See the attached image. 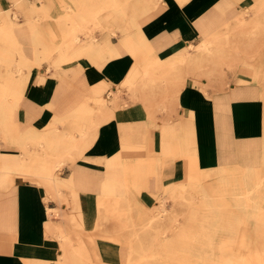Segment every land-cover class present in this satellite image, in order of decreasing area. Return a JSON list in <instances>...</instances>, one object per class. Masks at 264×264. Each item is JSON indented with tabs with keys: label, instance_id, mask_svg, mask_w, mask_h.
I'll use <instances>...</instances> for the list:
<instances>
[{
	"label": "crops",
	"instance_id": "crops-1",
	"mask_svg": "<svg viewBox=\"0 0 264 264\" xmlns=\"http://www.w3.org/2000/svg\"><path fill=\"white\" fill-rule=\"evenodd\" d=\"M19 1L0 0L1 16H11ZM23 1L19 13L27 19L14 32L29 66L15 76L24 79L16 106L0 116V264H90L69 261V239L73 246L85 243L92 264H126L128 253L133 261L144 253L132 251L133 243L140 240L147 248L160 237L150 226L160 221L157 197L163 202L172 191L178 197L197 191L182 182L193 162L205 170L262 166L264 86L210 91L186 74L203 71L222 81L225 66L235 70L242 59L254 61L249 72L263 79L264 22L256 21L264 17V0L252 1L249 18L240 16L232 25L225 21L223 28L236 0H157L145 13L141 3L143 14L137 5L136 27L129 29L140 31L130 39L140 42L139 51L122 43V15L103 9V30L91 38L79 34L78 43L69 40L71 56L62 64L58 51L43 59L35 50L45 37L60 44L57 21L67 13L54 16V24L38 21L37 26L31 19L40 16L42 4L32 8L30 0ZM43 3L52 16L58 0ZM71 7L70 18L78 11ZM107 22L117 32L113 37L105 34ZM34 30L42 43L34 41ZM89 43L97 49L85 51ZM208 43L212 50L224 47L201 61L215 64L212 70L191 63L163 72L180 56L202 55L198 47ZM10 62L14 74L20 57ZM145 73L158 80L156 85L130 86ZM188 139L193 150L186 151ZM207 185L221 192L227 188Z\"/></svg>",
	"mask_w": 264,
	"mask_h": 264
},
{
	"label": "bare ground",
	"instance_id": "bare-ground-1",
	"mask_svg": "<svg viewBox=\"0 0 264 264\" xmlns=\"http://www.w3.org/2000/svg\"><path fill=\"white\" fill-rule=\"evenodd\" d=\"M74 6L77 7V14L74 16H64L58 19L57 26L60 29V35L62 36V41L60 44L55 45L50 38L45 37V43H42L43 39L40 38L38 30L33 31V39L37 44L42 43V48H36L35 54L41 55L43 59H49V57L58 51L59 57L57 59V64H62L70 59L71 53H69V40H78L79 34L83 33L86 38H91V33L95 29L103 30L101 26V19L99 18V12L103 9L110 8L113 11L119 12L123 19L124 24L121 26L123 37L121 38L122 43L127 50H138L140 49V42H131V36H139L140 31L131 32L129 29L136 27V13L133 11L136 7L130 0H72ZM181 3L187 0H179ZM152 1H147L143 3L142 11H146L151 7ZM153 3V2H152ZM38 3H33L31 1V6L34 8ZM40 8V16L37 17V21L47 18L49 15L47 10V5L43 3ZM25 3L23 0L16 2L14 4L15 11L23 12ZM26 11V10H25ZM32 17V16H31ZM30 18V16H29ZM33 18V17H32ZM69 18L71 24L69 26ZM31 19V18H30ZM29 19V20H30ZM32 20V19H31ZM257 23L264 22V17H258ZM16 22L7 13L0 16V68L2 66L7 67L4 73L1 74L0 70V116L9 112L14 106H16L20 96H21V86L24 79L21 77H14L9 67L12 65L10 59L18 55L21 62L16 64V71L22 76L23 67L29 66V59L24 58V52L21 46H19L14 28ZM105 34L107 37L111 34H117L116 30L112 29V25L107 22L105 26ZM93 43H89L83 49L91 50L94 48ZM198 50L201 51L202 55H198L195 58L191 56H180L168 64L166 70L163 72L171 73L177 65H195V69H207L212 70V65L215 64H203L202 62L210 58L212 51L216 50L218 52H223L224 47H218L212 50L210 48V43L203 46H199ZM216 54V53H213ZM202 61V62H201ZM10 62V63H9ZM216 66V65H215ZM9 69V70H7ZM158 80L156 78L145 77L138 83H130V86L137 85L139 87H145L147 85H156ZM144 98V97H143ZM104 102V101H103ZM2 111L4 114H2ZM186 151L193 150L191 148L192 142L186 140L185 142ZM141 163H139L140 165ZM264 171V162L261 167L254 168L250 167H213L205 170L197 167L195 162L191 164L190 172L186 180V188L191 187L197 189V191L186 192V196L189 199L200 198L201 207L198 210L189 211L191 214L187 218V224L180 228V235H178V240L185 243V250L172 251L170 248L171 241L166 242V245L170 244L165 250L167 254H182L183 256L178 259V264H264V227L259 228L260 234L262 236L258 237V240L252 245L250 250L247 251H232L231 253L222 248L226 247V242L231 243L230 246H238L244 248L245 242H239L237 240L239 228L237 226L238 222L244 221V219H222L230 211L229 201H227L226 196L232 194V204L234 208L244 210L246 208H252L251 216L262 219L264 215V207L261 205V201H264V194L258 192L261 186L264 185V176L261 174ZM138 173L141 176V166H138ZM52 177V176H51ZM210 178L213 182L227 184V188L220 192V195H209L207 192L209 186L207 185L206 179ZM182 182L177 183L179 187H182ZM226 186V185H224ZM232 189V190H231ZM237 190V191H234ZM60 193V192H59ZM105 193L112 195L113 191H106ZM176 192L172 191V197L176 198ZM225 194V196H224ZM74 197L77 198V194L74 193ZM238 220V221H237ZM237 221V223H236ZM228 222V223H227ZM146 227V226H145ZM145 229V228H144ZM160 229V228H159ZM197 233L195 241L199 245L198 248L191 246L190 234ZM220 232L218 241L215 239V234ZM158 236V235H157ZM156 238V237H155ZM189 239V240H188ZM240 239V237H239ZM153 240L152 246H154ZM188 242V243H187ZM73 241L69 239V261L74 262H90L92 264V256L89 249H87L84 242L79 241L75 246L72 245ZM156 243V242H155ZM193 245V244H192ZM195 245V244H194ZM144 242L138 240L132 244V251H137L142 253L144 247ZM188 246L190 248L188 249ZM162 247V245H160ZM215 247V249H214ZM217 249V250H216ZM218 249H220L218 251ZM170 258V256H169ZM167 259L169 262L172 258ZM133 261L132 255L128 253L126 258V264H131ZM142 264H164L159 263L157 259L150 258L146 255L140 258Z\"/></svg>",
	"mask_w": 264,
	"mask_h": 264
},
{
	"label": "rangeland",
	"instance_id": "rangeland-1",
	"mask_svg": "<svg viewBox=\"0 0 264 264\" xmlns=\"http://www.w3.org/2000/svg\"><path fill=\"white\" fill-rule=\"evenodd\" d=\"M33 3H42V0H30ZM51 5H53V1L56 0H48ZM133 2V4H135V6H139L135 9H138V13H141V3H144L147 0H130ZM148 1H152L154 3V5H156L157 0H148ZM253 0H236L233 2V4L231 5V8L228 10L229 13L225 14V18L226 20H222L223 21V25H220L219 27L223 28L225 27L226 24L228 25H232L237 21V18H239L240 16H246L247 18H249L248 16L251 14V6L250 4L252 3ZM44 2V0H43ZM73 5V3L71 2V0H58V4L54 3V6L52 8V16H48L47 18H43L38 20L39 22L41 21H47L51 22L52 24H54V22L57 21V18H55L56 16H60L59 13L60 12H66L67 14H64L63 16H69V10L70 12L73 11V8L71 7ZM234 5V7H233ZM236 6V7H235ZM157 7V5H156ZM140 8V9H139ZM107 11V13L110 11V8H106L105 9ZM1 12V10H0ZM116 12V11H115ZM145 13V12H144ZM11 16L13 18V20L19 24L22 19H27L25 18L23 15H21L19 12L15 11V9L12 11L11 10ZM143 14V13H141ZM141 14L138 15V19L139 16H141ZM1 16V14H0ZM55 16V17H54ZM39 17V16H38ZM36 22L37 26H38V21L35 19H32ZM226 21V24H224V22ZM220 24V23H219ZM218 27V28H219ZM96 31V32H95ZM97 33V30H93L91 35L95 37ZM80 37H84V34L82 33L80 35ZM110 37H113V35H110ZM62 38V37H61ZM79 40H75L74 42L78 43ZM201 42V41H200ZM199 42V43H200ZM198 43V44H199ZM233 47V46H232ZM190 51L195 50V46H188ZM254 48H258V45L254 46ZM243 56L241 55V58ZM251 60H255V56H250ZM249 57V58H250ZM236 62H238V60H236ZM256 63L254 61L248 62L246 60H240V62H238V66H236V69L234 70L231 66L230 67H226L225 66V77L222 79V81H216L217 78H211L206 76L203 71H198L197 74H193L191 72H188L186 74V76H190L195 78V81L200 84L201 86H203L206 90H210V91H217V90H223L232 86H243V85H255L258 87H263L264 86V78L263 79H258L255 78L250 72L249 66H253ZM43 66H47L48 69H51L52 67H50L48 65V63H43ZM17 73L19 72H14V77L17 75ZM223 83V84H222ZM222 85V86H221ZM250 162V161H249ZM258 163V162H257ZM264 176V171H262L261 173ZM206 182L208 183H217V182H213L210 178L206 179ZM237 191V190H234ZM186 192H191V191H185ZM209 193V195H216L218 196L220 194L221 191H215V190H208L207 191ZM258 192H261V194H264V185L261 186V189L258 190ZM225 195V194H224ZM162 197H157L158 198V203L160 208V212L158 214L159 217H157L160 221L159 222H151L150 226L151 228L154 229L155 232H157L156 234L160 237H158L156 239V243L154 242V246H152V244H150L146 250L143 249V254L141 256L138 257V259H135L131 264H142V261H140V258H142V256L146 255L150 258L153 259H157L159 261V263L163 262L164 264H178L177 261L179 258H181L183 255L180 253L176 254H167L165 253V250L168 246H170V244L166 245V242L168 243V241H171V247L170 250L176 252L181 251V250H185L186 245L185 243L181 242L178 240V235H180V228H182L183 226H185L187 224V218L188 216H190V212L192 210H198L201 207V203L200 202V198L196 197L195 199H189L186 196L184 197L183 194H181L179 197L176 196V198L174 197H165V199L162 200ZM179 199V201H178ZM227 201H229V208H227L230 212L228 214H226L225 216H222V219L225 221V219H244V221L238 222L237 226L239 228V231L237 232L238 234V238L237 240L239 242H245V246L244 248L242 247H238V246H234L231 247L230 244L226 242V247L222 248V250H226L227 252L231 253L232 251H247L250 250L252 245L258 240L259 236H262L260 234V230L259 228L264 227V215L262 217L261 220H259V218L251 216L250 213L252 212V208H246L244 210L241 209H236L234 208L233 204H232V194L231 195H227L226 196ZM180 203V204H179ZM161 204V205H160ZM261 205L264 207V201H261ZM163 206V207H162ZM154 207H157L156 205ZM153 207V208H154ZM264 209V208H263ZM228 223V222H227ZM160 228V229H159ZM159 229V231H158ZM197 233L190 234L192 236H190V243L191 246H194V248H198L199 245L197 244V242L195 241ZM221 235L220 232L215 234V239L218 241L219 236ZM240 237V239H239ZM189 240V239H188ZM187 242V243H188ZM195 244V245H194ZM160 245H162V247H160ZM190 248V246H188V249ZM215 249V247H214ZM217 250V249H216ZM220 249H218L219 251ZM159 252V253H158ZM160 252H164V253H160ZM172 258L173 261H167V259ZM169 258V259H170Z\"/></svg>",
	"mask_w": 264,
	"mask_h": 264
}]
</instances>
